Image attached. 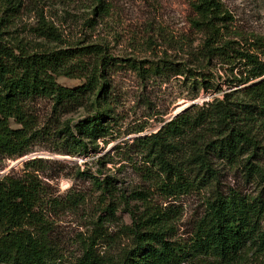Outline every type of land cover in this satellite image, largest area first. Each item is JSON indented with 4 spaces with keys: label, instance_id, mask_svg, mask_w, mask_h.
I'll use <instances>...</instances> for the list:
<instances>
[{
    "label": "rangeland",
    "instance_id": "1",
    "mask_svg": "<svg viewBox=\"0 0 264 264\" xmlns=\"http://www.w3.org/2000/svg\"><path fill=\"white\" fill-rule=\"evenodd\" d=\"M221 2L233 16L226 39L236 34L235 40H240L241 34L264 33V0ZM193 3L194 0H104L103 12L95 14L93 0H0V16L7 19L4 30L8 34L4 38L11 42H6L10 46L22 40L35 50L45 43L38 31L43 17L60 34L62 40L51 43L58 45L57 49L104 44L116 57L169 59L193 69L204 66L211 73L208 83L214 87L201 89L194 99L186 75H141L127 69L110 72L108 100L112 111L104 122L107 134L88 152L77 154L68 153L54 130L67 123L74 126L89 116L98 102L62 114L54 113L49 99L40 98L26 105L33 129H44L47 134L40 135L22 157L6 158L0 154V177L22 178L37 187L41 200L38 210L46 217L48 237L61 264L117 261L125 249L132 247L126 228L132 224L133 213L143 214L147 207L150 213L155 208L166 214L172 226L171 240L186 243L206 215L216 190L264 199V176L255 168L227 160L214 161L215 175L208 174L207 181L194 180L190 191L171 194V190L161 187L165 175L151 162L147 149L138 140L156 133L181 109L194 105L190 110L195 114L205 102L223 98L225 93L241 87L237 80L250 70L244 62L209 60L207 36L192 25ZM76 60L82 61V57L72 60L74 68L67 75L55 76L59 84L74 88L87 82L88 75L77 68ZM10 124L13 128L22 127L15 117ZM258 138L264 146V125L259 128ZM180 148L175 152V162H182V169L190 178L192 172L186 165L191 152L189 138L180 140ZM252 161L264 168V157ZM92 174L100 180L114 178L129 204L123 203L114 215L110 214L107 197L93 183ZM263 261L260 255H252L241 264ZM198 262L191 259L182 264Z\"/></svg>",
    "mask_w": 264,
    "mask_h": 264
},
{
    "label": "trees",
    "instance_id": "2",
    "mask_svg": "<svg viewBox=\"0 0 264 264\" xmlns=\"http://www.w3.org/2000/svg\"><path fill=\"white\" fill-rule=\"evenodd\" d=\"M93 1L96 3L93 12L101 14L104 0ZM193 10L192 25L207 36L209 60L244 62L250 70L237 80L241 87L225 93L223 98L205 102L195 114L190 110L193 105L156 133L138 139L147 149L151 162L165 175L161 187L171 190V194L190 191L195 186L194 180L207 181L208 174L215 175L212 166L215 160L241 163L264 176V168L252 161L264 157V146L258 138L259 128L264 125V33L241 34L240 40H235L236 34L226 39L233 16L221 0H194ZM5 21L0 16V154L6 158L28 154L40 135L47 134L44 129H33V120L25 109L28 103L40 98L51 100L55 114L92 107L98 102L93 112L74 126L67 123L54 130L69 154L88 152L108 131L104 122L112 111L108 100V75L112 71L186 75L194 99L201 89L208 91L214 87L208 83L211 73L204 66L193 69L169 59L116 57L104 44L57 49L58 45L51 43L60 42V34L43 17L38 31L45 43L35 50L22 40L10 46L7 43L11 42L4 38L8 34L4 30ZM81 57L82 61L76 60L75 65L88 75L87 82L74 88L59 84L55 76L67 75L74 68L72 60ZM12 117L22 127L13 128ZM184 138L190 140L191 152L186 160L192 172L190 178L186 177L182 162H175V152L181 149L180 140ZM90 177L101 194L106 195L110 214L114 215L123 203L129 204L114 178L100 180L94 174ZM214 180L216 184V177ZM39 196L37 187L28 180L9 175L0 177V264H61L48 237L46 217L38 210ZM132 217V224L126 228L132 247L125 249L117 261L111 260V264H182L191 259L199 261L197 264L208 261L241 264L252 255H260L264 260V199L260 196L248 199L239 193L224 194L216 190L206 215L198 222L191 241L186 243L169 238L172 226L168 217L155 208L150 213L147 207L143 214L135 212Z\"/></svg>",
    "mask_w": 264,
    "mask_h": 264
},
{
    "label": "water",
    "instance_id": "3",
    "mask_svg": "<svg viewBox=\"0 0 264 264\" xmlns=\"http://www.w3.org/2000/svg\"><path fill=\"white\" fill-rule=\"evenodd\" d=\"M188 109V107L186 108H183V109H181L179 112H177L174 116H176V115H178V114H181V113H183V112H185L186 110Z\"/></svg>",
    "mask_w": 264,
    "mask_h": 264
}]
</instances>
